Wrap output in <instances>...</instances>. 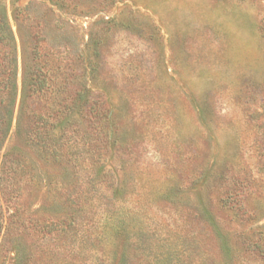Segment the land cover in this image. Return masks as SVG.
I'll use <instances>...</instances> for the list:
<instances>
[{
    "label": "rangeland",
    "instance_id": "obj_1",
    "mask_svg": "<svg viewBox=\"0 0 264 264\" xmlns=\"http://www.w3.org/2000/svg\"><path fill=\"white\" fill-rule=\"evenodd\" d=\"M1 20L10 39L0 43V97L12 99L14 125L0 160L18 148L34 164L24 214L51 221L55 182L72 174L16 135L22 108L46 106L23 103L34 75L62 104L81 93L77 110L96 99L111 113L103 125L119 132L106 166L128 195L129 238L109 232L74 252L53 234L52 255L28 238L22 264H261L237 260L240 233L264 226V0H0ZM230 191L237 199L222 200ZM3 206L0 264H17ZM239 206L237 217L229 209ZM226 238L238 245L232 260L219 246Z\"/></svg>",
    "mask_w": 264,
    "mask_h": 264
},
{
    "label": "trees",
    "instance_id": "obj_2",
    "mask_svg": "<svg viewBox=\"0 0 264 264\" xmlns=\"http://www.w3.org/2000/svg\"><path fill=\"white\" fill-rule=\"evenodd\" d=\"M0 25L1 29H4L6 25L4 20L0 21ZM6 38L10 39L6 33H0V43ZM34 76L36 77L30 80L26 77L24 81L23 103L34 98L44 101L46 106L41 112L32 109L27 113L22 108L16 123V135L21 138L26 148L32 149L45 162L65 166L72 174L69 173L61 182H55V200L61 207L54 213L51 221L40 224L33 220L30 213L24 214L20 205L24 177L32 174V177L27 179L30 183L35 180L32 171L34 164L30 163L23 151L18 148L9 150L0 160V233L5 219L4 202L10 213L8 221L12 227L7 228V231L9 230L8 238L10 234L13 235L10 242L18 252L17 264H22L24 256H32V252H26L28 238L41 243L38 252L44 255L52 252L50 237L53 234L66 236L68 249L74 252L81 250L80 247L79 250L76 247L77 242L80 241L79 245L82 244V248L86 249L89 246L94 248L92 238L103 240L109 232L116 236L126 235L129 238V233L124 227L129 219V212L126 209L128 195L124 193V189H113L116 180L109 179L112 168L106 166L105 157L110 154V148L117 152L118 140L116 137L112 138L119 132L113 125L111 130L103 125L106 121L108 124L112 123L111 113L102 109V103L96 99H92L86 108L77 110L76 104L82 97L81 93H72L74 97L70 96L62 104L56 93H48L46 78L40 80L37 75ZM8 82H11L10 78ZM6 85L3 90L7 89ZM9 93L11 97L14 96V85L11 90L9 89ZM48 102L54 104L49 106ZM12 103V99L6 103L5 99L0 97V145L7 140L14 125L13 111L10 109ZM62 105L63 109L60 110ZM58 106L60 107L57 110ZM114 129L116 131L113 132ZM5 195H8V198H5ZM226 196L222 200L227 202L237 199L238 195L230 191ZM104 199L109 201L104 202ZM226 206L229 207L228 204ZM241 207L228 209L239 217ZM245 214L241 213L240 217ZM211 226L217 231V236H220L221 228L214 224ZM226 240L228 239H223V243L220 241L219 246L223 255L232 260L234 257L231 253L233 254L237 243L231 244ZM238 241L244 257L240 256L241 259L237 261L252 260L264 264V226L242 231ZM180 253L177 252L178 255ZM164 254L161 252L155 259L158 261L165 258ZM179 262L176 258L175 264Z\"/></svg>",
    "mask_w": 264,
    "mask_h": 264
}]
</instances>
